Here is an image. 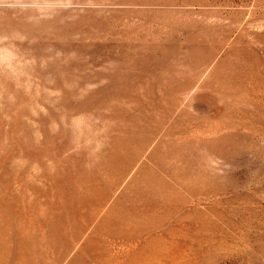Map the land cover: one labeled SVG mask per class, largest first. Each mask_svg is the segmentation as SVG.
<instances>
[{"label":"rangeland","instance_id":"1","mask_svg":"<svg viewBox=\"0 0 264 264\" xmlns=\"http://www.w3.org/2000/svg\"><path fill=\"white\" fill-rule=\"evenodd\" d=\"M0 264H264V0H0Z\"/></svg>","mask_w":264,"mask_h":264},{"label":"bare ground","instance_id":"2","mask_svg":"<svg viewBox=\"0 0 264 264\" xmlns=\"http://www.w3.org/2000/svg\"><path fill=\"white\" fill-rule=\"evenodd\" d=\"M126 165H127V164H126ZM130 166H131V165H130ZM128 168H129V167H128ZM124 169H125V168H124ZM126 170H127V168H126ZM101 199H102V198L99 199V202L95 200V203H96V205H97V208H99V206L102 204V203H101ZM103 201H104V200H103ZM88 202H89V200H87V202H85L84 204H87ZM120 219H121V218H120ZM120 221H121V220H120Z\"/></svg>","mask_w":264,"mask_h":264}]
</instances>
